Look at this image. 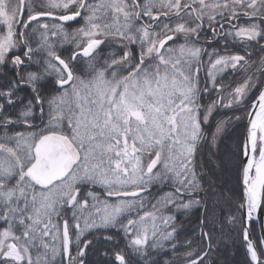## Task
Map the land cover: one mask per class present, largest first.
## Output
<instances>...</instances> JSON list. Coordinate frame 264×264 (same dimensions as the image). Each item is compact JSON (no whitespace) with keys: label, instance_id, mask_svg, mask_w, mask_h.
<instances>
[{"label":"snow or ice","instance_id":"obj_1","mask_svg":"<svg viewBox=\"0 0 264 264\" xmlns=\"http://www.w3.org/2000/svg\"><path fill=\"white\" fill-rule=\"evenodd\" d=\"M261 219L264 0H0V264H221L237 230L264 264Z\"/></svg>","mask_w":264,"mask_h":264},{"label":"trees","instance_id":"obj_2","mask_svg":"<svg viewBox=\"0 0 264 264\" xmlns=\"http://www.w3.org/2000/svg\"><path fill=\"white\" fill-rule=\"evenodd\" d=\"M243 132V127H237L231 131L225 140L224 145H222V152L234 148V146L242 140ZM221 181V186L224 187L225 190L231 188L234 192L239 191L235 180V172L232 171L231 166H228V170L221 174ZM250 229L252 237L254 239L257 238L258 231L256 224L252 223ZM219 258L221 264H245L246 253L242 244V237L238 230L231 234L226 247L223 244L221 245Z\"/></svg>","mask_w":264,"mask_h":264},{"label":"water","instance_id":"obj_3","mask_svg":"<svg viewBox=\"0 0 264 264\" xmlns=\"http://www.w3.org/2000/svg\"><path fill=\"white\" fill-rule=\"evenodd\" d=\"M258 227V232H259V235L261 234L262 232V225H264V219H261L260 221H254Z\"/></svg>","mask_w":264,"mask_h":264}]
</instances>
